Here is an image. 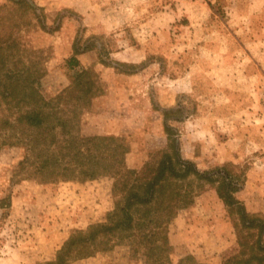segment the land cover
<instances>
[{"label":"rangeland","instance_id":"1","mask_svg":"<svg viewBox=\"0 0 264 264\" xmlns=\"http://www.w3.org/2000/svg\"><path fill=\"white\" fill-rule=\"evenodd\" d=\"M244 1L0 0V25L17 45L13 61L37 78L39 94L47 101L63 96L71 117L74 98L89 90L77 103L74 134L118 140L126 148L125 167L141 171L166 149L168 128L181 158L209 179H190L192 201L163 230L136 222L130 230L89 238L115 208L114 179H42L33 164L19 166L25 149L0 130V264L55 263L61 252L60 264H173L175 257L176 264H223L237 253L238 214L219 198L221 185H233L236 193L226 197L264 221V83L253 90L256 82L243 66L223 63L232 34L242 39L249 32ZM255 7L257 32L264 30V0ZM80 56L89 64L79 65ZM229 56L249 61L242 49ZM80 71L91 86L76 79ZM106 92L99 110L107 114L92 117L93 101ZM239 95L249 99L245 112ZM162 99L174 104L163 107ZM250 175L260 188L259 211L237 197ZM254 195L249 198L257 202ZM25 219L33 257L13 251L28 234Z\"/></svg>","mask_w":264,"mask_h":264},{"label":"trees","instance_id":"2","mask_svg":"<svg viewBox=\"0 0 264 264\" xmlns=\"http://www.w3.org/2000/svg\"><path fill=\"white\" fill-rule=\"evenodd\" d=\"M16 48L11 34L0 25V110L5 116L0 120V130L15 139L13 145L25 149L19 166L33 164L34 174L46 180L74 181L98 176L114 179L112 191L118 197L115 208L107 215V224L91 228L89 238L114 229L130 230L136 222L153 223L156 229L163 230L176 211L192 201L190 179L209 181L206 173L181 158L178 141L170 139L168 128L165 129L166 149L153 166L147 163L141 171L125 167L126 148L118 140L74 134L71 121L75 118L77 103L89 90L79 91L81 95L74 98L76 103L67 110L71 117L68 116L62 107L67 103L63 96L45 100L33 86L37 78L31 80L32 73L13 61ZM86 77L85 71L76 75L80 80ZM86 80L85 85L91 86ZM236 191L233 185L224 183L218 190L219 198L237 212L239 220L234 225L237 253L223 264H264V221L250 216L235 198L226 197L228 192ZM70 243L63 251L76 241L72 239ZM61 254L57 262L49 264H60Z\"/></svg>","mask_w":264,"mask_h":264},{"label":"crops","instance_id":"3","mask_svg":"<svg viewBox=\"0 0 264 264\" xmlns=\"http://www.w3.org/2000/svg\"><path fill=\"white\" fill-rule=\"evenodd\" d=\"M258 1H260V0H251L249 2H246V0L244 1L245 3L243 5L242 16L245 19H248V21H249V26H248L249 32L242 39H239L234 34H232L233 39H231V41L229 42L230 49L227 53V57L225 58L226 61H223V63L225 65H228V66L232 65V64L243 66V72L246 75V77H249L256 82L255 85H253V90L257 89L260 86V84L264 83V61H256L257 60L256 56L261 55V54H262V56H264V30L261 31L259 29V30H257V32H255L256 27H255L254 23H252V21L255 18H257V14L255 13V11H256L255 3ZM260 11L261 12L264 11V7H261ZM261 26L264 27V23H262ZM236 42L239 44V46L235 45ZM255 48H256V50L253 51ZM237 49H242L244 55L249 59V61H242L243 62L242 64H240L241 61H232V57L229 56V54L232 53V50H237ZM84 56L78 57V62H79V65H81V66H86L89 64V62L85 63V61H83ZM177 81L180 82L181 78H178ZM189 84L194 85L195 84L194 80L189 82ZM262 85H264V84H262ZM116 89L121 90L122 88H116ZM107 95L108 94L106 92L105 94H103L102 96H100L99 98H97L93 101V103H92L93 109L91 112L92 117H98V116L107 114L106 111L99 110V106L103 105L105 100H107V98H108ZM238 97L242 98V102L239 104H240V107L243 108L242 111L245 112V110H247L248 106L245 105L244 100H246V99L249 100V99L246 98L247 96L242 97L241 95H239ZM160 104L163 107L172 106L174 104V100L172 102L165 103L162 99L160 101ZM253 128L254 127H250V130L253 131L254 130ZM244 130L248 131L249 128L245 127ZM110 132L111 131L109 129H107V127H106L105 133L109 134ZM241 139L248 140L247 137H245L244 135ZM251 139H253V138H251ZM251 186H253V187H251ZM257 186H258V184L254 183L253 175H250L249 180L247 181L246 187L237 193V197L240 200L245 201L244 204H245L247 209L255 210V211L256 210H258V211L262 210L261 209L262 207L259 205L262 200H260L258 195H256L258 193V191L260 190V188H258ZM250 187L254 188L255 191H253V192L249 191ZM245 194H246L247 198L245 197ZM250 195H254L255 197L257 196V202H254L255 200L250 199L249 198ZM30 224H31L30 219L29 220L25 219L24 222H22L21 226L26 227L25 231L28 234L26 236H23L22 239L18 240L17 243L21 244L20 247H17L16 249L13 250V251H17V252L21 253L22 255H24L26 257H30V256L33 257L35 252H36L35 247L30 245L32 243V238L30 235V233H31ZM43 243H44V245H46L48 243V240L44 239ZM46 250H47V248L44 249V252H46ZM38 256H41V254H39ZM43 256H45V253L43 254ZM172 262H173V264H176V263H178V259L175 257V259H172Z\"/></svg>","mask_w":264,"mask_h":264}]
</instances>
